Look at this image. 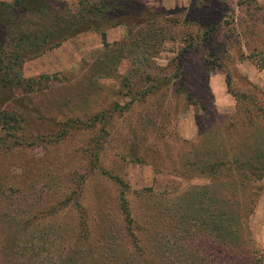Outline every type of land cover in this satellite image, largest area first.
<instances>
[{
  "label": "rangeland",
  "instance_id": "rangeland-1",
  "mask_svg": "<svg viewBox=\"0 0 264 264\" xmlns=\"http://www.w3.org/2000/svg\"><path fill=\"white\" fill-rule=\"evenodd\" d=\"M80 1L0 0V264H264V0H106L19 41Z\"/></svg>",
  "mask_w": 264,
  "mask_h": 264
},
{
  "label": "trees",
  "instance_id": "trees-1",
  "mask_svg": "<svg viewBox=\"0 0 264 264\" xmlns=\"http://www.w3.org/2000/svg\"><path fill=\"white\" fill-rule=\"evenodd\" d=\"M205 2V4H208L209 1L211 0H203ZM200 2V1H199ZM91 3V4H90ZM198 2L197 0H192V9H195V7L197 6ZM202 4V1H201ZM19 2L18 1H14L13 5L11 6H18ZM78 11L77 14L73 15V18L70 19L66 18V17H58L54 15L53 12V16L52 18L50 17V19H47V27L43 30H41V32L35 34L31 31H27L26 34H23L22 32H20L19 34V41L22 42H27L31 44H33V40H36V42L39 43V46H42L45 42L46 44H51V46H46L45 49L43 50H48L49 48H53L56 46H59V44L63 41H65L66 39L70 38L71 36H73L76 33H80L83 32L84 28H86L88 25H86V23L89 21L88 18L91 20L90 17H95L98 19H104L106 20H111L112 18L110 17L111 14L113 13L114 9V5L112 2L110 1H106V0H99V1H93V2H88L87 0H82L78 3ZM51 8H53L52 6L48 5V4H41L38 3L36 5H34L33 10H29V9H23L24 13L22 11V16H28L29 18H31L32 15H34L33 13L35 12L36 14H40L42 17H48L49 13L51 14ZM32 9V8H31ZM16 16V15H14ZM23 18V17H22ZM25 20H19V19H13V20H6L5 23H3L1 26H5L4 29H11L12 31L16 30H21L22 25L26 22H28V20L26 18H23ZM116 24V23H114ZM26 27V26H25ZM25 29V28H24ZM23 29V30H24ZM10 31V30H9ZM206 31H204L201 35H200V42L205 41L206 40ZM33 33V34H32ZM103 34L101 33V37ZM158 35L159 33H152V38L150 40V43L157 42L158 39ZM185 36L187 37V40H185V37H183V39H181L182 43H187L190 42V44H193L194 40L197 38V36H192V34H188L187 35V30L185 31ZM16 37L14 36H10L6 35L5 38L2 39V37L0 36V46L2 45V42H4V44L2 46H4V48L6 49H13V46L11 45V41L12 39H14ZM18 38V37H17ZM2 39V40H1ZM28 39V40H27ZM194 46V45H193ZM180 52L177 55V61H179V59L182 57V54L186 52L185 49H180ZM42 54V51H38L37 53H35L33 56L35 55H40ZM19 54L17 52H9V51H4L0 48V71H2L5 76L7 75V70L10 69L11 65L14 63H20V59H18ZM18 59V60H17ZM264 66V62H262L259 65H256V69L257 70H261ZM15 76V75H14ZM17 78V77H14ZM250 151V150H249ZM255 153V152H253ZM241 157L243 158V160L241 161V163L243 164H247V162L245 161H249L250 159H252L254 157V155L256 154H251L250 153L246 156L243 153H240ZM125 215H127L126 213H124ZM21 219L23 220H28L29 218L26 217H22Z\"/></svg>",
  "mask_w": 264,
  "mask_h": 264
},
{
  "label": "crops",
  "instance_id": "crops-1",
  "mask_svg": "<svg viewBox=\"0 0 264 264\" xmlns=\"http://www.w3.org/2000/svg\"><path fill=\"white\" fill-rule=\"evenodd\" d=\"M263 70H264V69H262V72H263ZM263 75H264V74H263ZM257 82H259V84H261V83L264 84V81H257ZM260 82H261V83H260Z\"/></svg>",
  "mask_w": 264,
  "mask_h": 264
}]
</instances>
